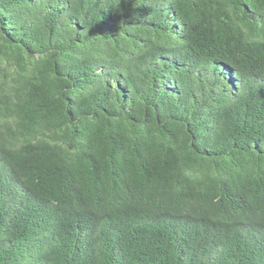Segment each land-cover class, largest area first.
Returning a JSON list of instances; mask_svg holds the SVG:
<instances>
[{
  "label": "trees",
  "instance_id": "obj_1",
  "mask_svg": "<svg viewBox=\"0 0 264 264\" xmlns=\"http://www.w3.org/2000/svg\"><path fill=\"white\" fill-rule=\"evenodd\" d=\"M0 264H264V0H0Z\"/></svg>",
  "mask_w": 264,
  "mask_h": 264
}]
</instances>
